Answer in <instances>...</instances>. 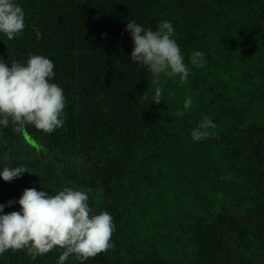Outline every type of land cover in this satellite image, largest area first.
Listing matches in <instances>:
<instances>
[{"label":"trees","instance_id":"16d2710c","mask_svg":"<svg viewBox=\"0 0 264 264\" xmlns=\"http://www.w3.org/2000/svg\"><path fill=\"white\" fill-rule=\"evenodd\" d=\"M16 3L25 28L14 40L0 34V58L9 67L49 58L65 108L52 133L0 126V171L35 172L0 176V204L17 201L4 214L20 211L25 189L71 187L116 230L113 248L65 264H264V0ZM132 20L153 31L171 22L189 68L183 85L161 74L158 105L152 73L130 58ZM194 51L204 52L203 67L191 65ZM205 116L216 127L194 141ZM61 252L9 250L0 264H57Z\"/></svg>","mask_w":264,"mask_h":264},{"label":"clouds","instance_id":"9594fccd","mask_svg":"<svg viewBox=\"0 0 264 264\" xmlns=\"http://www.w3.org/2000/svg\"><path fill=\"white\" fill-rule=\"evenodd\" d=\"M24 28L23 8L16 0H0V34L14 40ZM126 31L131 33L134 42L131 60L146 66L153 75L152 83L157 86L151 99L158 105L163 100V89L159 86L161 74L169 78L178 76L181 85L189 76L180 47L172 38L173 25L163 20L153 31L132 20L127 23ZM204 57V52L194 51L189 61L194 67H203ZM54 68V63L42 55L30 54L26 64L13 60L10 67L0 58V126L7 128L11 124L17 132L34 126L45 133L63 127L65 96L58 84L50 82L55 77ZM147 99L145 95L141 102ZM192 103L191 97L187 98L183 109H190ZM184 110L176 111L175 116L182 117ZM215 127L209 117H203L192 130V139L209 138L212 135L209 129ZM29 171L23 166L4 167L0 176L11 182ZM88 201L87 192L71 187L54 195L28 188L18 201L20 211L4 214L5 207L17 203L15 200L0 204V255L9 250H26L27 255L35 259L59 248L62 252L57 264H65L72 256L83 262L107 252L114 247L113 217L107 211L94 214Z\"/></svg>","mask_w":264,"mask_h":264},{"label":"rangeland","instance_id":"374dc122","mask_svg":"<svg viewBox=\"0 0 264 264\" xmlns=\"http://www.w3.org/2000/svg\"><path fill=\"white\" fill-rule=\"evenodd\" d=\"M62 166H64L63 164H58V167L61 168ZM67 168V167H66ZM68 171H70V168L67 169ZM86 192V191H85Z\"/></svg>","mask_w":264,"mask_h":264}]
</instances>
